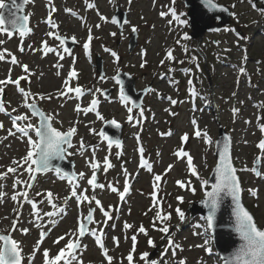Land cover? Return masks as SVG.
Returning a JSON list of instances; mask_svg holds the SVG:
<instances>
[{"label":"rangeland","instance_id":"rangeland-1","mask_svg":"<svg viewBox=\"0 0 264 264\" xmlns=\"http://www.w3.org/2000/svg\"><path fill=\"white\" fill-rule=\"evenodd\" d=\"M215 1L229 8V25L206 33L200 42L190 37L188 8L183 0H30L26 14L31 31L23 36L0 32V41H4L0 52L5 56L0 60V81L4 82L0 84V99L6 108V113L0 112V173L16 167L14 161L21 160L28 148L27 138L16 131L12 118L27 114L29 120L19 123L38 125L25 107L21 87L29 93L27 102L39 103L59 130L76 128L66 155L75 162L78 175L83 173L77 181H71L50 170L31 184L30 175L19 168L17 173L0 178V192L5 194L0 198V234H10L21 243L23 264H44V249L50 251V256L57 254L68 238L65 234L78 229L90 207L95 214L89 229L98 235L103 233L108 255L113 258L111 264H221L210 230L205 231V217L193 208L209 188L203 182L216 165L215 141L220 127L229 132L233 143L244 203L258 226L264 228V150L258 147L264 139V8L260 9L262 0ZM89 3L95 7L89 8ZM118 6L127 15L121 33L118 24L112 22ZM173 8L180 19L172 15ZM161 12L166 15L161 16ZM49 19L58 28H53ZM133 27L139 42L129 53ZM60 36H75L76 47L68 52ZM89 36L92 40L85 49ZM45 42L54 51H46ZM169 51L173 58L168 57ZM96 55L104 60L102 79L96 71ZM12 56L17 63H12ZM23 65L28 66L27 72ZM73 70L75 77L71 76ZM119 71L134 75L138 90L150 86L141 110L134 109L123 96L116 79ZM20 77L24 79L19 85L8 83ZM76 87L82 89V96L68 91ZM109 88L113 91L105 98L103 91ZM93 99L97 104L89 111ZM109 119L124 125L121 146L109 144L100 135ZM197 129L202 133L200 137L195 135ZM9 130L15 135H9ZM185 134L187 141L182 139ZM30 135L36 139L34 132ZM189 155L198 175L187 164ZM257 158L260 177L252 171ZM92 164L98 167L93 169ZM93 174L103 188L88 183ZM17 180L26 183L17 184ZM249 189H256L257 195ZM49 191L53 194L51 201ZM23 192L28 193L27 201L18 195ZM14 195L17 200L12 199ZM82 195H87L91 203L80 201ZM32 201L36 202L35 208ZM53 203L64 211L48 217L46 213L57 212ZM177 208L185 213L184 220H180ZM37 213L41 219L36 218ZM169 213L170 219H157L158 214ZM50 219L56 222L49 224ZM17 220L18 229L28 228V234L12 231ZM34 223L43 227L37 229ZM164 226L169 227L168 233L159 231ZM140 227L146 234L139 231ZM40 231L48 235L41 238ZM60 236H65V241L54 244ZM114 238H118V245ZM38 240L43 242L34 254ZM145 252L149 256L142 259ZM129 254L132 262L127 259ZM78 258L83 264H109L91 235L81 240Z\"/></svg>","mask_w":264,"mask_h":264},{"label":"snow or ice","instance_id":"snow-or-ice-1","mask_svg":"<svg viewBox=\"0 0 264 264\" xmlns=\"http://www.w3.org/2000/svg\"><path fill=\"white\" fill-rule=\"evenodd\" d=\"M13 6L17 9L21 8L23 5L16 4L15 0H12ZM28 0H24V4H27ZM202 3L204 4H212V0H202ZM89 8L95 7L94 4L89 3L87 5ZM218 5H213V8L217 7ZM8 7V4L5 2V0H0V10H3ZM172 15L176 16L177 19H180L177 15L175 9H171ZM161 16L166 15V13L161 12ZM107 19V18H104ZM29 20V17L27 15L23 17L17 16L16 19L12 20V26L13 30H19V35L23 36L25 32H30L31 29L27 28L25 26L26 22ZM20 21H23L24 23H20ZM4 14L3 11H0V32L6 33L8 35H11L12 33L9 31L8 28L3 27L4 25ZM113 23H118L115 18H113ZM48 23L52 25L53 28H58V25L54 24L51 19L48 20ZM181 24L186 23L185 20H180ZM99 27V25H97ZM133 31H136V28L133 27ZM49 35H55L54 33H49ZM112 35H115V33H112ZM73 41L76 40V37L73 36L71 38ZM187 39V37H185ZM92 40V37H88V43L84 44L85 49H88L90 46V42ZM4 43V41H0V44ZM45 48L46 51L52 52L54 51L53 48L48 47L47 43L45 42ZM7 51V50H5ZM21 51L23 49L21 48ZM112 55L115 57L116 53L113 52ZM169 58L172 57V52L169 51L167 53ZM5 58L4 53L0 52V60H3ZM12 63H17L15 56H12ZM118 59V57H117ZM143 66V65H142ZM24 70L28 71V66L23 65ZM241 72H244L245 69L241 68ZM77 75L76 71L73 70L71 72V76L75 77ZM24 77H20L19 79L12 81L11 79L8 80V83H13L15 85H19L21 80H23ZM3 81H0V84H3ZM3 89L0 88V92H2ZM19 91L23 94L24 98L26 99L25 107L32 110L33 113L37 114L40 117V123L39 125H34L32 123H24L21 125L20 121H28L29 116L27 114L23 115H15L13 120V125L16 128V131L21 134L22 137L27 138V152L26 155H24L21 160L14 161L16 164V167H9L7 169V173H0V178H4L8 175V173H17L19 168H23L26 173L30 175V178L34 181L35 180V174L47 172L50 169H53L55 166L52 164V161L56 158H64L67 148V146H71V138L76 132V128L72 127L68 131H60L56 127L53 126L51 123L52 117L49 115H46L42 110L39 109L38 105L36 103L27 102V98L29 96V93L25 91L23 87L19 89ZM69 92L74 91L78 96L83 95V91L80 87H76L75 89L68 88ZM61 95H65V93H61ZM41 99H51L52 97H44L41 96ZM172 103H176V101H172ZM92 107L88 110L91 111L97 104V100L93 99L91 102ZM81 108L78 105L77 111H80ZM15 111V110H13ZM131 111V108L129 109ZM235 111V110H234ZM0 112L6 113V108L3 103V100L0 99ZM100 119L103 120V117L101 116ZM131 119V117H130ZM112 124L119 127L120 125L115 121H111ZM0 127H3V123L0 122ZM261 130L264 131V125L261 126ZM94 131V130H93ZM30 132H34L36 139H33L32 135H30ZM9 135H15L11 130H9ZM101 136L104 137V139L108 140V143L111 144L112 140L107 137L103 132L100 133ZM195 135L197 137H200L202 135L201 131L197 129L195 131ZM204 135H207L206 133ZM182 139L184 141H187L189 139L188 135L185 134ZM117 143H119L117 141ZM209 143H211V140L209 139ZM81 147L83 148V141L81 140ZM259 149L264 150V139H262L258 144ZM141 152L144 151L143 148L140 149ZM187 164L189 168L191 169L193 174L198 175L195 165L193 164V159L189 155L187 157ZM93 169L98 167V164H92ZM108 167H111V164H108ZM55 171L57 173L60 172V169L58 167L55 168ZM236 168L232 165L231 157H230V150L228 144L224 145V151L220 155L219 158V165L217 167V180L215 183L211 185V191H206L207 199L204 201V203L208 206V214L205 217L206 221V229L205 231L208 232L211 230V232H215L216 230V215L218 210L220 209L222 200L224 196H230L232 199V202L234 204L232 215L234 216V224L233 228L235 233L239 237V245L235 248V250L224 259V264H264V228H260L257 225V222L255 221L253 215L243 206L240 199L241 194V187L239 178L236 175ZM252 171L255 173L256 176L260 177L262 173L257 169L253 168ZM80 176H83V173L79 174ZM156 180H160V176L156 177ZM17 184L19 183H26L24 181L17 180ZM89 184H91L93 187H100L103 188V184H97V177L95 174L92 175L91 179L88 181ZM183 187V182H178ZM204 185H208V181L205 180ZM31 187V185H28ZM113 191H116V189H112ZM193 192L196 191V189L193 187L191 189ZM251 194L253 196L257 195L256 189H249ZM5 194L0 192V198H3ZM18 195L22 196L26 201L28 197L27 192L19 193ZM39 195V193H37ZM72 195L75 197L77 195L75 186H73ZM123 195V194H121ZM47 197L49 201L52 200L53 194L52 192L47 193ZM13 200H17L18 196L14 195L12 196ZM179 200H183V197H178ZM80 201H91L89 200V197L87 195H82L79 197ZM96 204H99L100 201L96 200ZM32 207H36V202H31ZM53 208L57 209L56 213L49 212L46 213L48 217H52L54 215H57L59 213H62L64 211L63 208H61L59 205L53 203ZM94 208H89L87 217L82 220L79 224L78 229L75 232H72L70 234H65L67 236V240L65 241V236H60L57 238L56 241H54V244H59L60 241H65L64 247L60 248L58 253L54 256H50V251L48 249H44L42 251V255L44 257V264H74V261L76 264H83L82 260H79L78 258V250L81 248V239L84 238L86 235H91L92 237H95V243L103 249V254L106 256L109 264H111L112 257L108 255V249L105 247L104 240L102 238L103 233L101 232L99 235L95 230H91L87 227L88 224L94 221ZM176 212L179 215L180 220L185 219V213L180 209L177 208ZM22 215V213H21ZM104 215L111 219V216L105 212ZM171 214H167V216L163 214H158L157 219H159L161 222H163L165 219H170ZM37 219H41L39 216V213L36 214ZM55 220H49V224H54ZM18 220L13 223L12 225V231H21L24 234H28L30 231L28 228H20L17 227ZM34 227L37 229H40L43 227V225H38L34 223ZM125 227L131 228L132 226L129 224H125ZM139 231L141 233L146 234V230L143 227H140ZM159 231L163 233L169 232V227L164 226L159 229ZM48 233L44 231H40V237L43 238ZM133 241H135L136 237H132ZM115 242L118 245V238H114ZM42 240H38L37 247L34 248V254L36 251H39V244L42 243ZM169 243H173L171 240ZM205 243H209V241H205ZM149 244H153L152 240H149ZM86 248V246H84ZM177 247H179L177 245ZM135 249L133 248V251ZM208 252H211V248L207 249ZM23 249L21 246V243L14 239L12 235L10 234H0V264H23L24 262V256L22 255ZM149 254L147 252L142 254V259L147 258ZM34 258V256H33ZM129 262L133 261V256L131 254L127 257ZM150 264H155V262H150ZM181 264H184V262H181Z\"/></svg>","mask_w":264,"mask_h":264},{"label":"water","instance_id":"water-1","mask_svg":"<svg viewBox=\"0 0 264 264\" xmlns=\"http://www.w3.org/2000/svg\"><path fill=\"white\" fill-rule=\"evenodd\" d=\"M29 1L30 0H28V2ZM257 1L259 0H255V2ZM184 2H185V5L189 8L188 16H189L190 25L192 28L191 37L198 38L199 42L202 40L205 33L211 32L213 30H219L223 26L228 25L230 22L231 12L229 8L223 4H219L215 0H212V4H207V5L202 3V0H184ZM6 3L8 4V7L1 10L3 11L4 21H5L3 27L8 28L9 31L12 33L11 35H13L15 32H19V30L18 29L13 30L11 21L16 19L17 16L23 17L26 15L25 11H26V6L28 3L24 4V0H15L16 4L23 5L19 9L13 6L12 0H7ZM262 4L263 5L261 6V9L264 8V0H262ZM213 5H218V6L213 8ZM114 17L118 21V30H119V33H121L127 22L126 11L121 9L120 6H118ZM20 23H24V22L20 21ZM29 25H30V17H29V20L26 22L25 26L29 28ZM60 40L63 42L64 48L69 52L72 51L73 48L77 45L76 40L73 41L71 38L60 37ZM137 45H138V31L136 30V31H133L130 36L128 51L132 52L137 47ZM95 66H96L97 72L100 73L101 78H103L105 75L104 60L100 55H96ZM117 78L120 84L122 85L123 95L127 99L131 100L134 108L140 109L142 107L144 97L149 91L150 86L142 90H137L136 78L129 72L119 71L117 74ZM112 91H113V88L106 89L103 92V95L105 96V98H108L110 94L112 93ZM39 109L42 110L40 107ZM111 121L112 120H109L105 123V125L101 129V132H103L107 137H109L112 140L111 144L121 145L123 143L124 126L119 124L120 126L117 127L116 125L112 124ZM39 123H40V117H39ZM73 139H74V135L71 138V146L70 147L67 145L65 146L67 148V152L72 147ZM117 141L119 143H117ZM225 144H228L229 146L231 162H232V165L236 168L233 162V155H232L233 143H232L231 137L229 133H227L224 130L223 127H220L219 136L217 137V140L215 142V155H216L217 164L213 167L207 179V181L209 182L208 186L210 188H208L206 191H211V185L215 183L217 180V167L219 165L220 155L224 151ZM52 164L55 167L50 170H55V168L58 167L60 169V173L66 176L68 179H71L73 181H76L78 179L79 175L77 174L76 169H75V162L73 160L68 159L66 154L64 158L62 159L61 158L54 159L52 161ZM254 167L260 171L261 165H260L259 158L255 160L253 168ZM39 174H42V173H39ZM39 174H35V179ZM236 175L239 178L240 187L242 189L241 194H240L241 203L247 209V207L245 206L244 200H243V188H242L240 177L237 171H236ZM34 181L32 180V183ZM97 183H98V180H97ZM206 199H207V196L205 192L204 197L193 204V208L197 209V211L201 213L204 217H206L208 214V206L204 203ZM233 207H234V204L232 202L231 197L225 195L222 200L220 209L218 210L217 215H216V225H217L216 230L215 232H211L210 230V234L213 237V243H214V247L216 250V254L219 255L221 259V264H224L225 257H228L240 243L239 237L235 233L234 228H233V224H234V216L232 215ZM90 224L87 225L88 228Z\"/></svg>","mask_w":264,"mask_h":264},{"label":"flooded vegetation","instance_id":"flooded-vegetation-1","mask_svg":"<svg viewBox=\"0 0 264 264\" xmlns=\"http://www.w3.org/2000/svg\"><path fill=\"white\" fill-rule=\"evenodd\" d=\"M43 108V107H42ZM43 110L45 111V109L43 108ZM46 112V111H45ZM37 121H38V119H37Z\"/></svg>","mask_w":264,"mask_h":264}]
</instances>
